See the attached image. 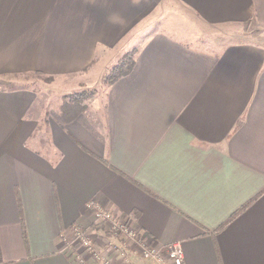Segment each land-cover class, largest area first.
<instances>
[{"label":"crops","instance_id":"crops-1","mask_svg":"<svg viewBox=\"0 0 264 264\" xmlns=\"http://www.w3.org/2000/svg\"><path fill=\"white\" fill-rule=\"evenodd\" d=\"M194 20L264 30V0H0V264H101L75 225L115 255L91 203L184 264H264V40L204 42ZM34 72L48 88L4 79Z\"/></svg>","mask_w":264,"mask_h":264},{"label":"rangeland","instance_id":"rangeland-1","mask_svg":"<svg viewBox=\"0 0 264 264\" xmlns=\"http://www.w3.org/2000/svg\"><path fill=\"white\" fill-rule=\"evenodd\" d=\"M169 10L174 11V9L176 8V12H180V17H185V8L184 6L181 5H168L167 7ZM193 20V19H191ZM181 21L183 23L190 22V20H186V19H181ZM194 22H196L199 27L201 28L200 30H198L197 32H201L200 34L196 33V38L200 39L201 41L206 42L208 39L214 41V40H221L223 42H225L226 40H241L245 37H249V36H256L259 39L264 40V30H261V28H258L256 25H254L253 23H238V24H230V25H221V26H212V25H207L204 24L198 20H194ZM179 23V22H177ZM203 33V35L201 36V34ZM134 49V48H133ZM132 50V49H131ZM78 76V75H77ZM80 79H84L86 77L87 81H90L91 83L95 82L96 77L94 76V72H89V73H82L79 75ZM7 82V86H11V87H15V86H31V87H35V88H40L39 90H43L48 88L47 83L51 81L50 78H46L43 75H40L37 72L33 73H29V74H21V75H12V76H8L4 78ZM51 85V84H50ZM46 86V87H45ZM94 89V94L97 92V89L94 88H83L78 92H82V91H89V93L91 92V90ZM53 95L52 96V103L53 106H55L57 104V102L60 101V97L58 96L59 92L61 91L60 87H54L53 86ZM76 93V92H75ZM57 94V95H55ZM83 99H87V98H83ZM82 99V100H83ZM42 128L44 129L43 131L39 132L40 133V139L39 141L37 140L38 144L43 147L44 149H48V145H47V136H46V129L44 128V124L42 123ZM42 135V136H41ZM37 136V135H36ZM36 142V143H37ZM46 142V144H45ZM100 222H105V223H112L109 220H100ZM104 223V225H105ZM82 229V231H84L85 233V237L91 240V244L93 245V247L91 248H87L85 247L84 244H81V240L79 238H76L75 236H73L74 239H76L77 241H74L75 244H78L82 250L86 253V252H90L91 254H94L93 256L96 257V259L98 261H100L101 264H113V262H123L121 264H172V262H170L169 259L166 258V250L160 248L159 247V252H157V254L160 256V258L157 256V258L153 257V256H145L143 250L137 246V245H133L132 242L128 243L126 242L128 238L123 237V235H118L115 234V232L113 231V233L115 234V237H112L111 240L107 241V245L109 246V250L112 252H115V255L112 254V256H116L117 255V260L114 259L110 254L107 256H103V254L97 250H95L94 248H96L93 244V239L90 235V233H87V231H85L86 229L83 227H80ZM109 228L111 229V225L109 226ZM109 229V230H110ZM73 230V229H72ZM71 230V231H72ZM124 234V233H122ZM122 240L120 241L118 239V237ZM154 245V244H152ZM114 249V251H113ZM109 252V251H108ZM88 255V253L86 254ZM132 255V256H131ZM76 259L78 262H80L81 264H86V260L84 257V254L77 253L76 254ZM163 257V259H162ZM114 259V260H113ZM162 259V260H161Z\"/></svg>","mask_w":264,"mask_h":264},{"label":"built area","instance_id":"built-area-1","mask_svg":"<svg viewBox=\"0 0 264 264\" xmlns=\"http://www.w3.org/2000/svg\"><path fill=\"white\" fill-rule=\"evenodd\" d=\"M91 206L95 211V217H97L99 220H109L112 222L109 224L111 225L110 230L112 232L114 231L115 234L120 236L123 235V237L128 238L126 242H132L133 245H137L139 249L141 248L143 250L145 256H153L155 258L158 256L160 258V256L157 254V252L160 250L159 247L157 245L148 243V241H145V237L143 238V235L127 220L114 217L113 213L102 209L98 204L91 203ZM72 231L74 236L82 241L81 244H84L87 248L93 247L91 240L85 237V233L82 231L80 226L75 225ZM73 240L77 241L74 238ZM166 251V258L169 259L172 264H184L183 246L180 242L171 243Z\"/></svg>","mask_w":264,"mask_h":264},{"label":"trees","instance_id":"trees-1","mask_svg":"<svg viewBox=\"0 0 264 264\" xmlns=\"http://www.w3.org/2000/svg\"><path fill=\"white\" fill-rule=\"evenodd\" d=\"M136 49H132L130 51L125 52L119 59L116 61V63L113 65V67L110 69V71L106 74H104L101 78V82L103 85H108L112 84L118 77L121 75H124L128 72L133 67L134 64V54H135ZM47 78L52 79V77L48 76ZM94 94V89L85 92H76V93H71L69 95H66L65 98L69 97L71 100H78L81 101L83 98H89Z\"/></svg>","mask_w":264,"mask_h":264}]
</instances>
